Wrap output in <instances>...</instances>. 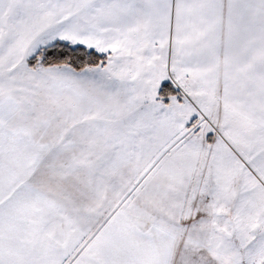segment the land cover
<instances>
[{"label":"snow or ice","instance_id":"6c2138e0","mask_svg":"<svg viewBox=\"0 0 264 264\" xmlns=\"http://www.w3.org/2000/svg\"><path fill=\"white\" fill-rule=\"evenodd\" d=\"M0 264H264V0H0Z\"/></svg>","mask_w":264,"mask_h":264}]
</instances>
